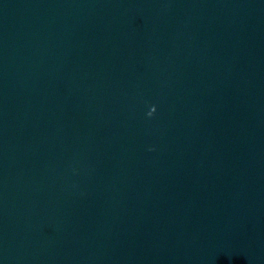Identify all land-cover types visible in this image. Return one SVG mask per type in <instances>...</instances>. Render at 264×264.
I'll return each mask as SVG.
<instances>
[{"label":"water","instance_id":"obj_1","mask_svg":"<svg viewBox=\"0 0 264 264\" xmlns=\"http://www.w3.org/2000/svg\"><path fill=\"white\" fill-rule=\"evenodd\" d=\"M0 264H264V0H0Z\"/></svg>","mask_w":264,"mask_h":264}]
</instances>
